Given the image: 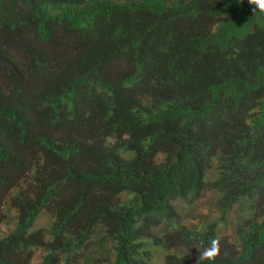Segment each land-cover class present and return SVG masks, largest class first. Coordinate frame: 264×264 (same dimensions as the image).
Segmentation results:
<instances>
[{"label":"trees","instance_id":"16d2710c","mask_svg":"<svg viewBox=\"0 0 264 264\" xmlns=\"http://www.w3.org/2000/svg\"><path fill=\"white\" fill-rule=\"evenodd\" d=\"M0 226V264H264V10L0 0Z\"/></svg>","mask_w":264,"mask_h":264},{"label":"rangeland","instance_id":"374dc122","mask_svg":"<svg viewBox=\"0 0 264 264\" xmlns=\"http://www.w3.org/2000/svg\"><path fill=\"white\" fill-rule=\"evenodd\" d=\"M59 34L61 32H58ZM62 34V33H61ZM57 36V33H56ZM58 51H64V48H60V44L55 42L54 44L50 45L48 48V52L50 54L55 55ZM209 200H210V195L205 194L203 197L199 200L196 201L194 206L191 208L193 211H191L186 217H185V224L190 225V224H197L200 220L203 218L209 217L211 214V217H215L214 213L210 212V207H209ZM192 219V222H191ZM6 227L1 226V230L5 229ZM219 236L221 238H224L226 243L231 244L234 242V232L233 228L231 226H226L224 228L219 229Z\"/></svg>","mask_w":264,"mask_h":264},{"label":"clouds","instance_id":"9594fccd","mask_svg":"<svg viewBox=\"0 0 264 264\" xmlns=\"http://www.w3.org/2000/svg\"><path fill=\"white\" fill-rule=\"evenodd\" d=\"M249 3L255 4L260 10H264V0H249ZM7 229V228H5ZM4 233L0 226V236ZM198 259L196 264H200L201 261H215V259L221 254V241L219 239L211 240L210 244L198 250Z\"/></svg>","mask_w":264,"mask_h":264}]
</instances>
